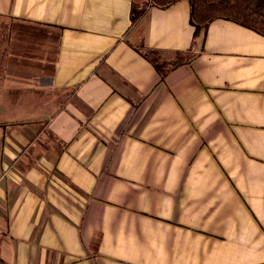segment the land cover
Returning a JSON list of instances; mask_svg holds the SVG:
<instances>
[{
	"label": "crops",
	"instance_id": "1",
	"mask_svg": "<svg viewBox=\"0 0 264 264\" xmlns=\"http://www.w3.org/2000/svg\"><path fill=\"white\" fill-rule=\"evenodd\" d=\"M132 10L0 0V264H264V36Z\"/></svg>",
	"mask_w": 264,
	"mask_h": 264
},
{
	"label": "trees",
	"instance_id": "2",
	"mask_svg": "<svg viewBox=\"0 0 264 264\" xmlns=\"http://www.w3.org/2000/svg\"><path fill=\"white\" fill-rule=\"evenodd\" d=\"M182 0H133L132 21L143 16L147 6L166 9ZM191 5V24L196 32L216 19L236 22L264 36V0H188ZM145 57H149L144 53ZM173 64V66L177 65ZM158 68V67H157ZM160 70V68H159ZM161 74H165L160 70Z\"/></svg>",
	"mask_w": 264,
	"mask_h": 264
},
{
	"label": "rangeland",
	"instance_id": "3",
	"mask_svg": "<svg viewBox=\"0 0 264 264\" xmlns=\"http://www.w3.org/2000/svg\"><path fill=\"white\" fill-rule=\"evenodd\" d=\"M17 31H20V34H15L16 40L14 41V44H16L18 50L20 52H31L35 51V38L33 35H31V32H34L35 29L32 27H29L27 25H21L20 29ZM57 32L56 31H48L47 32V45H42V52H45L48 56V63L49 69L52 64V60L56 53V47H57Z\"/></svg>",
	"mask_w": 264,
	"mask_h": 264
}]
</instances>
